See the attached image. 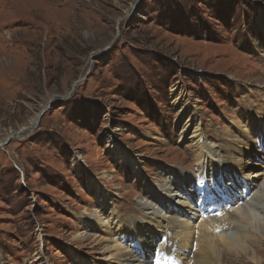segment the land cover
<instances>
[{
	"label": "rangeland",
	"instance_id": "rangeland-1",
	"mask_svg": "<svg viewBox=\"0 0 264 264\" xmlns=\"http://www.w3.org/2000/svg\"><path fill=\"white\" fill-rule=\"evenodd\" d=\"M263 183L264 0H0V264H196Z\"/></svg>",
	"mask_w": 264,
	"mask_h": 264
},
{
	"label": "bare ground",
	"instance_id": "bare-ground-1",
	"mask_svg": "<svg viewBox=\"0 0 264 264\" xmlns=\"http://www.w3.org/2000/svg\"><path fill=\"white\" fill-rule=\"evenodd\" d=\"M186 175H189V174L184 173V174H182V177H184ZM262 186H263L262 187L263 189H260L254 195L255 200L261 196L263 199V197H264V194H263L264 185H262ZM249 194L250 193L247 191V195H249ZM243 196L244 195L242 192H240V194H236V197L239 200H240V198H245ZM262 199L260 198L259 201ZM242 201L246 202V203H244L246 205L242 204L244 206L241 207V210H239L238 207L235 209H231L230 211H227L226 213L223 212V210H222V212H220L219 214H216V215L214 214L215 215L214 217L208 215L209 218H206L203 221L201 219L199 221V224L194 223V224L190 225V223H188V224L181 223V224H177L175 229L170 228V230H167V229H162V230H163V232L165 231L164 232L165 236L169 235V236L175 237L178 241H180L182 243L181 245L183 247H181V250H183L188 245L194 243V241L196 240V244L198 243L202 249L201 254L198 256H194V258H193V262H196V264L197 263L233 264L234 262L231 263L229 260L230 259L229 254L232 255L233 253H231V252L225 253V252H223L224 249L222 250L221 248L218 247V246H220V247L226 248V246H228V245H229L228 248L235 250V252H236L235 253L236 255L234 254V256H236L235 258L240 257V256H237L238 254H242L241 258L243 260H246V261L251 262L253 264H261L260 258H258V256L256 255V249L254 250V249H252V247L250 248L248 243H245V238H247V237L250 238L251 233H249V232H251V229H252V230L258 231V235L260 237L263 236L262 239L264 240V227H263L262 223H261L262 226H260V224H259L260 218L256 212H253L255 210L252 211V209H254L253 207H251V204H250L252 201L251 200L246 201L245 199H243ZM213 204H216V203H213ZM210 210H209V208H207L206 212H209ZM262 210H263V208H262ZM215 212H218V211H215ZM215 212H213V213H215ZM235 229H238L239 231L243 232V238L244 239H241L239 237L238 238L234 237L235 239L229 238V237H225V238L223 237L225 235L231 236V233H232L231 231H233V230L235 232L237 231ZM229 232H231V233H229ZM235 232H233V233L235 234ZM235 235H237V234H235ZM138 242H140V241H138ZM173 243H174V241H173ZM114 246H117V245L115 244ZM176 247H177V250L176 249L174 250L175 254H177V251L180 250V249L178 250L179 246L176 245ZM171 248L169 245V247L166 248V250L158 251L155 256L160 259V262H162L165 257H168V255L172 254V253L168 254L171 251ZM120 255H122V254H120ZM234 256H233V258H234ZM156 264H159V263H156Z\"/></svg>",
	"mask_w": 264,
	"mask_h": 264
},
{
	"label": "water",
	"instance_id": "water-1",
	"mask_svg": "<svg viewBox=\"0 0 264 264\" xmlns=\"http://www.w3.org/2000/svg\"><path fill=\"white\" fill-rule=\"evenodd\" d=\"M40 113H42V111Z\"/></svg>",
	"mask_w": 264,
	"mask_h": 264
},
{
	"label": "snow or ice",
	"instance_id": "snow-or-ice-1",
	"mask_svg": "<svg viewBox=\"0 0 264 264\" xmlns=\"http://www.w3.org/2000/svg\"><path fill=\"white\" fill-rule=\"evenodd\" d=\"M217 214H219V213H217Z\"/></svg>",
	"mask_w": 264,
	"mask_h": 264
}]
</instances>
